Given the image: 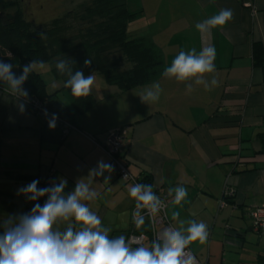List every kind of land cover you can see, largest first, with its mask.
I'll return each instance as SVG.
<instances>
[{
    "label": "crops",
    "instance_id": "obj_1",
    "mask_svg": "<svg viewBox=\"0 0 264 264\" xmlns=\"http://www.w3.org/2000/svg\"><path fill=\"white\" fill-rule=\"evenodd\" d=\"M45 1L55 11L64 9L62 14L88 0ZM127 6L139 12L128 24L127 34L151 39L163 53L164 68L182 50L199 52L214 46L216 72L205 79L215 76L218 86L206 90L162 72L146 85L120 91L93 73L94 104L74 115L70 124L74 128L63 135L59 120L50 129L46 117L28 105L20 113L15 98L0 82V185L11 187L0 188V235L8 216L29 213L35 203L43 205L47 199L28 201L17 195L21 186L39 180L38 188H43L48 177L57 182L64 178L65 194L74 191L79 179L88 182L98 161L109 163L101 146L108 133L123 128L129 172L135 179L151 177L153 190L166 202L170 225L179 227V221L172 219L174 211L180 213V220L207 224V240L189 246L200 263L264 264V236L253 231L247 215L249 209L264 206V73L252 62V44H264V0H127ZM221 9L233 10V19L201 34L196 23ZM13 70L18 74L15 65ZM35 70L48 92L62 86L51 65ZM153 82L161 85L160 99L142 103L139 96ZM187 83L193 84L191 92ZM56 96L73 108L67 92L58 91ZM104 177H110L108 182ZM133 185L119 178L115 169L93 177L91 188L97 196L84 203L110 229L109 238L127 236L130 210L136 203L129 195ZM177 186L188 192L181 205L172 203L174 193L168 194ZM227 189L233 194L224 196ZM220 201L225 205L220 207ZM65 227L66 222L60 229Z\"/></svg>",
    "mask_w": 264,
    "mask_h": 264
},
{
    "label": "clouds",
    "instance_id": "obj_2",
    "mask_svg": "<svg viewBox=\"0 0 264 264\" xmlns=\"http://www.w3.org/2000/svg\"><path fill=\"white\" fill-rule=\"evenodd\" d=\"M233 10L221 9L217 14L196 23L195 27L201 34L211 29L223 27L233 19ZM43 38V34H41ZM216 48L206 46L197 52L180 51L166 66L163 75L175 78L178 82L193 81L195 85H203L206 90L218 86L215 76L209 81L206 74L216 72ZM92 61L86 59L84 65L90 66ZM37 65L45 67L42 60H32L23 65L17 74L14 65L0 60V82L7 86L8 93L15 98L16 107L20 113L26 111L29 103V92L23 87L29 75ZM61 75H67L65 87L71 90L75 97H87L95 83V75L85 76L82 71L73 72L69 60L57 59L55 63ZM188 92L193 90V84L187 83ZM162 88L159 82H153L139 96L142 103L157 102ZM50 129L57 126L58 115L49 114L43 110ZM114 166L103 160L90 169L88 182L84 178L76 182L74 191L65 194L67 180L58 178L50 186L38 188L39 180H33L17 190V195H23L28 201H38L47 196L43 205L35 203L29 213L14 214L3 221L4 232L0 235V264H196L195 256L188 251L194 242L203 244L208 237V226L203 221L180 220V213L174 211L172 219L179 221V227L163 228L150 246L143 243L144 236L127 239L124 235L109 238L110 229L103 227L100 217L84 203L96 198L97 193L91 188L93 177L111 173ZM110 177H104L108 182ZM174 199L175 205H181L188 192L183 186L169 188L168 194ZM129 195L135 200V210L132 214L137 229L145 224V215L155 222V217L166 205L153 191L150 184L136 183L129 188ZM61 230L57 225L65 223ZM187 224V227H185ZM133 244L138 245L133 247Z\"/></svg>",
    "mask_w": 264,
    "mask_h": 264
},
{
    "label": "trees",
    "instance_id": "obj_3",
    "mask_svg": "<svg viewBox=\"0 0 264 264\" xmlns=\"http://www.w3.org/2000/svg\"><path fill=\"white\" fill-rule=\"evenodd\" d=\"M26 13L28 15L23 0H0V57L14 64L18 74L23 65L32 60L51 65L53 77L63 83L57 91L48 92L45 80L36 70L23 87L29 92V100L35 99L50 114L56 113L60 123L73 124V116L83 113L95 100L91 94L87 97L71 94V90L65 87L67 75H61L55 67L57 59L69 60L73 72L79 70L85 76L92 73L102 75L109 85L120 91L146 85L163 72L164 56L155 43L145 36L127 34L128 24L139 14L128 8L127 0H88L38 27L33 20L26 18ZM86 59L92 61L90 66L84 65ZM123 59L128 67L120 63ZM252 62L264 73V44H252ZM58 91L69 94L73 108L57 98ZM27 105L34 111L30 103ZM123 149L120 157L127 164ZM136 180L152 185L149 175ZM232 194V190L227 189L224 196ZM144 232L150 240L149 231Z\"/></svg>",
    "mask_w": 264,
    "mask_h": 264
},
{
    "label": "built area",
    "instance_id": "obj_4",
    "mask_svg": "<svg viewBox=\"0 0 264 264\" xmlns=\"http://www.w3.org/2000/svg\"><path fill=\"white\" fill-rule=\"evenodd\" d=\"M29 103L31 104V108L35 112H37L38 115L45 117L44 112H43L44 109L42 105L40 104V102H38L35 99H30ZM61 126H62L61 132L63 135H65L69 131L70 128H74L72 125H70L67 122H62ZM89 138L95 141L94 137H89ZM124 145H125V129H120V130L110 132L107 135L106 142L101 147L107 154L109 158V163H111L114 166V169L118 177L121 178L123 181H130L136 184L138 183L137 180L133 178V176L130 174L128 170V165L120 157V154L122 152ZM51 181H53V179L51 177H48L47 181H45L44 183L45 186H50ZM159 198L162 201H164L166 205L165 200L161 197ZM219 205L220 207H222L225 205V203L223 201H220ZM134 210H135V205L130 210L131 223H130V230L126 236V241L127 239L131 237H139L141 236V234H143L144 236L143 243L145 246H148L149 243L151 244V242L154 239H156L157 234L163 228L171 226L170 221L168 220L167 215H166V207H165L161 209V211L157 214V216L155 217V222H153L152 218L147 215L146 209L142 210V215H145V224L141 226V228L137 229L133 221V218H132V214ZM247 215L251 221V228L253 229V231L258 236H261V237L264 236V206H259V207L249 209ZM145 230L149 231L150 240H148L149 236L148 234L144 232ZM137 246L138 245L133 244V247H137ZM187 250L192 253L190 249H187ZM196 264H202V263H200L196 258Z\"/></svg>",
    "mask_w": 264,
    "mask_h": 264
},
{
    "label": "rangeland",
    "instance_id": "obj_5",
    "mask_svg": "<svg viewBox=\"0 0 264 264\" xmlns=\"http://www.w3.org/2000/svg\"><path fill=\"white\" fill-rule=\"evenodd\" d=\"M27 1L23 2V5H26L28 15L26 13V18L29 20H33L36 27L41 26L39 24H43L44 22H47L54 18L55 16L59 15L61 11H55V9L52 6H49L50 3H47L46 1L43 2V0H29V3L25 4ZM38 3V4H36ZM122 65L128 67V63L123 59L120 62ZM50 64H45L44 69H47ZM37 67H39L37 65ZM40 68V67H39ZM0 188H11L9 185H0ZM59 228H63L65 226V223L59 224ZM123 235V234H117L116 237ZM110 237V233H109Z\"/></svg>",
    "mask_w": 264,
    "mask_h": 264
}]
</instances>
